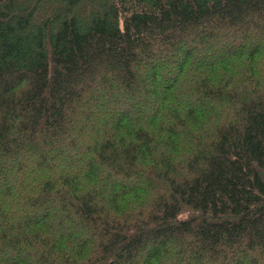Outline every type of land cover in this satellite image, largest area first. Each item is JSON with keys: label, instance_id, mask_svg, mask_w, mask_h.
<instances>
[{"label": "trees", "instance_id": "obj_1", "mask_svg": "<svg viewBox=\"0 0 264 264\" xmlns=\"http://www.w3.org/2000/svg\"><path fill=\"white\" fill-rule=\"evenodd\" d=\"M0 264H264V0H0Z\"/></svg>", "mask_w": 264, "mask_h": 264}]
</instances>
